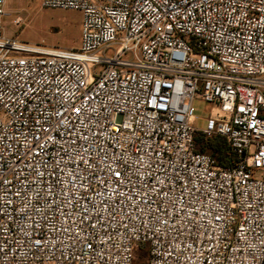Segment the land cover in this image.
<instances>
[{"label":"built area","instance_id":"1","mask_svg":"<svg viewBox=\"0 0 264 264\" xmlns=\"http://www.w3.org/2000/svg\"><path fill=\"white\" fill-rule=\"evenodd\" d=\"M40 3L81 45L6 37L0 0V264H264V0Z\"/></svg>","mask_w":264,"mask_h":264},{"label":"rangeland","instance_id":"2","mask_svg":"<svg viewBox=\"0 0 264 264\" xmlns=\"http://www.w3.org/2000/svg\"><path fill=\"white\" fill-rule=\"evenodd\" d=\"M2 19L6 37L33 46L77 50L81 45L82 14L75 10L42 8L40 0H6ZM19 19V24L15 20ZM197 117L194 127L203 128L208 106L201 101L192 103ZM147 255L136 250L133 264H146Z\"/></svg>","mask_w":264,"mask_h":264},{"label":"trees","instance_id":"3","mask_svg":"<svg viewBox=\"0 0 264 264\" xmlns=\"http://www.w3.org/2000/svg\"><path fill=\"white\" fill-rule=\"evenodd\" d=\"M194 141L197 151L210 155L218 164L227 167L234 163L235 158L230 154L224 139L216 137L206 140L196 135Z\"/></svg>","mask_w":264,"mask_h":264}]
</instances>
